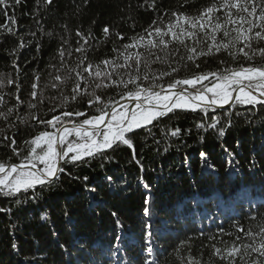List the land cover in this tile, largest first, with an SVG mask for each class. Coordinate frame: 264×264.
<instances>
[{"label": "snow or ice", "instance_id": "snow-or-ice-1", "mask_svg": "<svg viewBox=\"0 0 264 264\" xmlns=\"http://www.w3.org/2000/svg\"><path fill=\"white\" fill-rule=\"evenodd\" d=\"M8 3L9 0H0V5L5 7ZM20 3L21 0H14L12 6ZM53 3L54 0H35L32 15L37 31L30 33L32 37H36L37 32L48 37L59 36L56 55L46 66L47 79L41 83V72L33 70L28 99L22 98L24 88L19 58L22 50L33 43L31 40L26 43L22 36L15 47L6 50L12 71L0 72V146L10 151L12 157L23 156L19 163H11L12 157L0 161V195L16 200L18 211L26 203L41 208L37 189L52 190L64 175L77 182L82 181L84 191L89 194L90 208L106 204L105 195L115 196L128 186L123 176L107 174L106 165L115 161L110 153L126 146L131 150L129 164L134 162L143 173L144 165L142 158H138L133 137L140 131H146L145 140L151 137L158 148L160 141L155 138L152 128L178 113L202 112L207 117L210 111L225 110V106H228L223 119L213 115L210 122L205 119L196 122L198 130H211L223 139L234 124L232 116H241L240 112L230 111L231 105L244 106L243 116L249 124L255 123L253 113L258 116L260 111H264V0H208L195 14L165 9L157 13V19L142 33L131 37H126L108 24L103 26L100 39L91 30L86 35L78 27L75 31V48L71 45V34L66 24L60 25L61 33L43 30L41 11H46ZM89 3L90 0H81V3L73 0L74 14L79 13L82 7L89 6ZM126 7L128 11L133 10L131 4ZM178 7L188 8L187 0ZM136 8L156 12V0H144ZM8 19L11 24L16 23L14 17ZM0 28H6L9 36L15 31L7 25ZM113 37V55L91 62L89 54L99 46L101 39L107 41ZM126 39L127 43H120ZM35 49L37 53L42 50L39 40L35 42ZM73 56L74 60L71 59ZM216 57L221 58L216 70L201 69V61ZM33 59L38 57L34 56ZM182 72L186 75L181 76ZM45 105L47 111L42 115L41 109ZM29 126H39L43 130L24 141L25 147L29 148L24 156L17 136L22 127ZM166 136L179 138L181 129H168ZM171 146L169 143L164 152ZM239 147L240 141L237 140L236 148ZM221 149L226 161V173L241 174L237 160L239 153L224 143H221ZM259 150V155L264 156V138ZM257 156L254 146L249 171L261 166ZM199 159L201 175L218 171L214 164L209 163L207 152L201 151ZM93 161H98L100 169L106 173L95 182L89 176H73L69 171L71 166H90ZM184 166L190 170L187 154ZM137 182L146 191L143 216L148 223L143 229V244L146 245L143 252L148 258L144 264H157L153 237L167 231L168 222L161 219L160 227L153 231L152 189L143 175L137 178ZM21 194L26 198L23 201L17 199ZM199 203L195 195L179 201L172 209L176 213L175 218H179L181 209ZM11 211L10 208L0 207V214ZM63 215L71 225L73 221L66 206ZM111 216L119 231L110 247L119 251L124 240V225L117 212L112 211ZM252 218L256 219V223L250 224L247 229L234 222V233H227L229 237L234 235V239L230 244L220 241L223 247H218L216 243L217 237L225 234L223 227H218L215 234L208 236L211 243L203 245L211 248L208 264H212L213 257L222 264H264V214ZM39 221L48 223L62 254L70 257L65 264H73L72 253L59 242L49 211H40ZM203 235L201 230L200 236ZM193 239L189 236L177 246L175 251L179 264H204L191 255L190 242ZM11 247L14 251L18 249L15 242ZM73 247H76L75 242ZM185 248L188 255L181 256ZM37 251H40L38 241ZM84 251L83 245L77 248V252ZM77 259L83 260L84 257L78 256ZM26 264H37V258H26Z\"/></svg>", "mask_w": 264, "mask_h": 264}, {"label": "trees", "instance_id": "trees-1", "mask_svg": "<svg viewBox=\"0 0 264 264\" xmlns=\"http://www.w3.org/2000/svg\"><path fill=\"white\" fill-rule=\"evenodd\" d=\"M207 2L208 0H187L189 7L179 8L178 6L184 4L185 0H156L157 11L153 12L136 8V5L144 3V0H90L89 6L82 7L79 13L74 14L73 0H54L50 8L41 11V15L44 18V32L61 33L60 25L66 24L71 34V45L75 48L77 46L75 31L78 27L86 35L91 30L93 35L100 39L103 26L108 24L126 37H131L142 33L154 19H157L158 12L162 13L167 9L195 14ZM76 3H81V0H76ZM13 4L14 0H9L7 7L0 5V26L7 25L15 30L14 34L9 36L6 28H0V72L12 71L6 50L15 47L19 37H24L26 43L29 40L33 41L32 45L22 50L19 58L24 88L22 98L27 100L33 70L41 72L43 77L41 83L47 79L46 66L56 55L59 36L48 37L37 32V36L32 37L30 33L37 31L32 15L35 11V0H21L19 5L12 6ZM129 4L132 5V11L127 10L126 6ZM11 17L15 18V24L9 22L8 18ZM133 25H135L134 28ZM114 39L115 37L107 41L101 39L99 46L89 54L90 61L95 63L113 55ZM37 40L42 44V50L39 53L35 49ZM127 42L126 39L120 43ZM95 43L93 41L94 45ZM34 56L38 59H33ZM71 59L74 60L75 56ZM219 59L221 58L216 57L201 61V69L216 70ZM26 61L27 64H25ZM228 63L232 62L228 61ZM180 75L184 76L186 73L182 72ZM109 95L113 94L109 93ZM225 110L229 109L225 108ZM225 110L210 111L207 117L202 112L178 113L170 119L163 120L152 128L155 138L160 141L158 148L151 137L145 140L146 131H140L133 140L138 158H142L145 169L143 173L134 162L129 164L131 150L126 146H121L116 152L110 153L115 157V161L106 165L107 174L123 176L128 181V186L122 188L115 196L105 195L106 204L94 205L90 208L89 194L84 191L82 181L77 182L67 175L62 176L57 182L58 186L52 190L37 189L41 197V208H36L33 203H26L22 210L18 211L16 200L0 195V207L12 209L10 213L0 214V264H26V258L33 257L37 258V264H65L70 259L68 255H63L57 246L56 238L51 235L48 223L39 221V213L44 210L49 211L50 221L59 235V242L65 244L68 251L72 253L73 264H85V262L87 264H144V260L148 257L143 252L146 248L143 244V229L148 220L143 216L146 191L144 186L137 182L140 175H143L152 189L153 231L160 227L161 219L168 222V230L158 234V237H153L157 264H179L175 250L180 241L189 236L194 237L190 242L191 255L203 261L204 264H208L211 248L203 247V245L211 243L208 240L209 235L215 234L218 227H223L225 234L218 236L216 241L218 247H223L224 244L220 241L230 244L234 239V235L233 237L227 235L228 232L234 233L232 227L234 222H238L247 229L250 224L256 223V219L252 217L259 218L260 214H264V156L259 155V145L264 138V111H260L258 116L253 113L255 123L249 124L243 116L244 106L233 104L230 111L240 112L241 116H232L234 124L223 139L211 130L205 132L203 129L196 128L197 121L205 119L210 122L213 115L223 119ZM46 111L47 105L41 109V114L43 115ZM176 127L181 129L179 138L166 136L168 129ZM41 130L43 129L39 126L21 128L17 141L18 146L24 149V156L29 151L24 141L29 140ZM237 140L240 141L239 148H236ZM169 143L172 146L164 152V148L168 147ZM221 143L239 153L237 160L241 174L226 173V161ZM254 146L261 166L255 171H249V159ZM201 151L208 153L209 163L214 164L218 170L216 173L206 172L201 175L199 159ZM185 154L190 158V170L184 166ZM9 157H12V153L0 146V161H5ZM21 159L23 156L12 157L10 162L19 163ZM69 171L73 176H89L94 182L106 174L100 169L98 161L91 162L90 166L79 164L71 166ZM193 181H195L194 184ZM194 195L198 196L200 203L181 209L179 218H175L173 206ZM17 199L23 201L26 198L24 194H21ZM65 206L73 221L71 225L65 221L63 215ZM112 211L117 212L124 225V240L119 251L110 247L115 242L119 231L111 216ZM11 225L16 227L13 228ZM201 230L204 233L203 236H200ZM37 241L40 251H37ZM13 242L18 245L15 251L11 247ZM74 242L76 247H73ZM80 245L85 248L82 253L77 252ZM180 255L187 256L188 249H183ZM78 256H83L84 259L78 260ZM212 264H222V262L213 257Z\"/></svg>", "mask_w": 264, "mask_h": 264}, {"label": "water", "instance_id": "water-1", "mask_svg": "<svg viewBox=\"0 0 264 264\" xmlns=\"http://www.w3.org/2000/svg\"><path fill=\"white\" fill-rule=\"evenodd\" d=\"M232 106V105H231ZM225 108H228V106H225Z\"/></svg>", "mask_w": 264, "mask_h": 264}]
</instances>
